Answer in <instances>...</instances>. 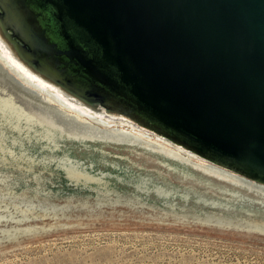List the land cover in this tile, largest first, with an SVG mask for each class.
<instances>
[{
  "label": "water",
  "instance_id": "water-1",
  "mask_svg": "<svg viewBox=\"0 0 264 264\" xmlns=\"http://www.w3.org/2000/svg\"><path fill=\"white\" fill-rule=\"evenodd\" d=\"M0 31L80 101L264 185V0H0Z\"/></svg>",
  "mask_w": 264,
  "mask_h": 264
},
{
  "label": "rangeland",
  "instance_id": "rangeland-1",
  "mask_svg": "<svg viewBox=\"0 0 264 264\" xmlns=\"http://www.w3.org/2000/svg\"><path fill=\"white\" fill-rule=\"evenodd\" d=\"M1 113L0 264H264L260 205L213 202L123 148L48 141Z\"/></svg>",
  "mask_w": 264,
  "mask_h": 264
},
{
  "label": "bare ground",
  "instance_id": "bare-ground-1",
  "mask_svg": "<svg viewBox=\"0 0 264 264\" xmlns=\"http://www.w3.org/2000/svg\"><path fill=\"white\" fill-rule=\"evenodd\" d=\"M0 44L6 49V55L0 51V111L17 123L23 122L24 127L35 131L34 126H40L47 131L41 135L48 141L68 135L80 142L123 148L126 153L146 159L155 169L164 167L182 182L188 181V185L213 202L248 208L256 203L264 209V185L212 163L146 127L125 121L119 113L80 101L37 74L17 55L1 31ZM195 184L202 186L203 191ZM248 208L244 209L249 211Z\"/></svg>",
  "mask_w": 264,
  "mask_h": 264
}]
</instances>
